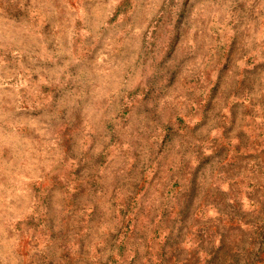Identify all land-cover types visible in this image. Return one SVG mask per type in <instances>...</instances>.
Here are the masks:
<instances>
[{"label":"rangeland","instance_id":"374dc122","mask_svg":"<svg viewBox=\"0 0 264 264\" xmlns=\"http://www.w3.org/2000/svg\"><path fill=\"white\" fill-rule=\"evenodd\" d=\"M0 264H264V0H0Z\"/></svg>","mask_w":264,"mask_h":264}]
</instances>
